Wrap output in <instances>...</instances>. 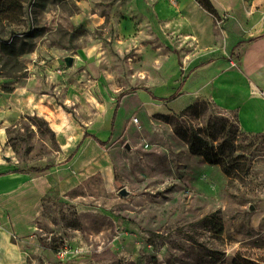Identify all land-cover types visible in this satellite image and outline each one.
Instances as JSON below:
<instances>
[{
    "label": "rangeland",
    "instance_id": "obj_1",
    "mask_svg": "<svg viewBox=\"0 0 264 264\" xmlns=\"http://www.w3.org/2000/svg\"><path fill=\"white\" fill-rule=\"evenodd\" d=\"M143 1L27 0L14 30L44 35L18 56L21 73L0 48V170L50 166L45 172L68 168L75 177L46 195L33 237L20 243L21 264H232L238 254L264 257V133L245 132L211 101L171 113L143 90L168 93L196 51L189 8L180 0ZM86 133L107 145L93 137L80 145ZM184 134L224 143L222 163L236 176L194 155ZM123 188L130 198L119 195Z\"/></svg>",
    "mask_w": 264,
    "mask_h": 264
},
{
    "label": "crops",
    "instance_id": "obj_2",
    "mask_svg": "<svg viewBox=\"0 0 264 264\" xmlns=\"http://www.w3.org/2000/svg\"><path fill=\"white\" fill-rule=\"evenodd\" d=\"M211 1L217 17L204 11L196 0H180L183 8H189L190 44L196 45L194 56L187 63L190 70L179 81L180 75L174 74L173 87L168 93L156 96L148 89L143 90L154 100L165 99L158 101L167 103L166 110L171 113H181L193 104L211 101L233 114L245 132L264 133V0ZM220 24L224 26L221 29ZM230 44L233 46L229 50ZM233 48L236 56H231ZM177 92L176 98L168 100ZM115 107L114 116L121 104L116 114ZM88 137L95 138L92 134ZM88 137L84 136L80 145ZM78 165V160H74L73 168L78 170ZM74 178L68 168L32 172L2 167L0 264H21L20 243L33 237L46 195L52 188L63 182L67 185Z\"/></svg>",
    "mask_w": 264,
    "mask_h": 264
},
{
    "label": "trees",
    "instance_id": "obj_3",
    "mask_svg": "<svg viewBox=\"0 0 264 264\" xmlns=\"http://www.w3.org/2000/svg\"><path fill=\"white\" fill-rule=\"evenodd\" d=\"M27 0H0V25L2 26V31L0 32V41L2 45L0 46L1 50L3 51L4 55L8 57L7 62L12 63L14 67L17 66L18 68L15 69L16 73H21L24 70L23 64L18 61V56L31 52L35 46V40L40 38L44 35L43 31H40L36 28H32L29 33H22L18 34L15 32L14 27L20 26V21L22 15H20L21 9L23 4ZM199 5L205 9L211 15L217 17L218 12L215 9L211 0H196ZM18 12V13H17ZM15 14V15H12ZM3 25L6 26L8 29H3ZM4 36H8V38L4 39ZM10 36V38H9ZM15 71H11L10 74L12 75ZM178 92L171 96L168 100H172L176 98ZM160 101H165V99H158ZM119 99L117 100V104L115 107V114L120 106ZM199 104H193L189 106L187 109L183 111V114L198 108ZM91 136L90 133H86L85 137ZM183 140L186 141L190 151L197 156L202 157L208 164L210 165H222L224 173L231 178H234L235 169L230 168V166L225 162L224 157H226V151L224 148V143H221L219 147H216L213 142L210 140L197 135H187L184 134L181 136ZM101 145H106L107 142L99 141ZM228 157H233L234 148H229ZM50 166H47L42 169L33 168L31 169L33 172H45L48 170ZM217 234L223 233V227L217 226L215 229ZM232 264H264V257L263 258H251L246 255L238 254L233 261Z\"/></svg>",
    "mask_w": 264,
    "mask_h": 264
},
{
    "label": "water",
    "instance_id": "obj_4",
    "mask_svg": "<svg viewBox=\"0 0 264 264\" xmlns=\"http://www.w3.org/2000/svg\"><path fill=\"white\" fill-rule=\"evenodd\" d=\"M74 62H75V59L71 56H68L65 58V63L67 65V67H72L74 65ZM125 147L127 150H131V147L128 144H126ZM3 157L6 161H10V157H7V156H3ZM132 194L133 193L131 191H129L128 188H123L119 191V195L125 199L130 198L132 196Z\"/></svg>",
    "mask_w": 264,
    "mask_h": 264
}]
</instances>
